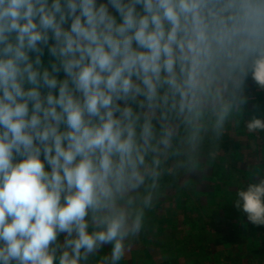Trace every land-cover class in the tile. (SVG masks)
<instances>
[{
    "label": "clouds",
    "instance_id": "clouds-1",
    "mask_svg": "<svg viewBox=\"0 0 264 264\" xmlns=\"http://www.w3.org/2000/svg\"><path fill=\"white\" fill-rule=\"evenodd\" d=\"M249 79L264 90V0H0V264L105 245L119 264L162 190L215 161ZM233 202L264 226L260 158Z\"/></svg>",
    "mask_w": 264,
    "mask_h": 264
},
{
    "label": "trees",
    "instance_id": "trees-1",
    "mask_svg": "<svg viewBox=\"0 0 264 264\" xmlns=\"http://www.w3.org/2000/svg\"><path fill=\"white\" fill-rule=\"evenodd\" d=\"M42 59L45 65H47L51 59L47 48L44 49V55ZM59 78H64V73L62 71L59 73ZM250 82L254 81L249 79L247 84ZM255 90L256 93L264 100V90H261L257 85L255 86ZM245 94L247 93L245 92ZM259 135H264V132L250 134L246 131V126L241 129L235 125H230L220 142L221 152L217 154L214 162H202L200 170L207 168L214 170V172L217 173L214 174L217 178L214 176L213 179L215 180V184L219 181V178L225 174L224 176L226 179L222 181L224 186L233 188V173H239V175L244 174L243 172L237 170V162H247L254 165V162L259 158L258 147L262 145L259 139H257V137L259 138ZM193 174L194 173L190 174L189 176H182L170 187L162 190V195L155 203L154 208L147 214L148 218L146 230L141 233V236L138 240L133 242L130 250L125 256L127 258H131L128 254L130 252L134 253L135 249H137V245L142 241L149 242V240H156V244L163 246V240L166 234L165 228L170 229L172 227L171 221L169 219H158L157 221L155 217L159 214L162 216V213H158L159 208L160 210H165V213L172 208H177V212L178 210L182 211L181 214H179L180 212L178 213L179 223H181L183 226L182 231L170 234L172 236V240L166 241V252L162 254V252L159 251L158 254H156L158 256L155 258L156 264H193L196 258V250H199L201 256L203 255L202 257L204 259V264H214L213 261H217L219 257H223L224 260H227L234 257L235 259H238V257H241L242 255L255 256L260 260L264 259V229L262 231L263 235L261 236L262 241H259L258 239H256L255 242L249 241L250 243H246V246L243 248L245 251H242L241 253L239 246L242 244V242L247 241L248 238L243 233H238V226L240 225L237 226L236 223L240 222L242 224H246L249 223V221L246 219L235 218V216L242 211L238 210L234 206L233 201L236 198V193L233 191L232 193L229 192L228 195L222 197H220L221 195L218 194V191L210 195V201L217 207L218 214L211 219L214 225L211 227V230H209L211 235L207 232L208 235L206 237L204 236L205 239L203 238L202 235L205 234L202 233L204 230L202 231L201 227L206 229V223L202 221L201 216L196 217V212L199 213L200 209L197 208L194 203H181L182 197L180 195H188L187 188L192 186V181L194 180V177L197 173L194 175ZM245 174L248 176L246 177V180L248 179L249 182L252 173H250L251 175L249 173ZM238 180L239 179H237V181ZM257 230L258 228L256 231ZM214 233H219V238L216 240L210 239ZM256 233H253V235ZM207 242H211L215 247H223L224 251L219 253L218 258H212V255L209 253V251L203 246V244H206ZM200 243H202L201 246ZM196 246L199 247V249H197ZM104 249L110 251L111 246L105 245L102 249H100V251L102 250L103 253ZM93 259L95 262L98 261V256L93 257Z\"/></svg>",
    "mask_w": 264,
    "mask_h": 264
},
{
    "label": "rangeland",
    "instance_id": "rangeland-1",
    "mask_svg": "<svg viewBox=\"0 0 264 264\" xmlns=\"http://www.w3.org/2000/svg\"><path fill=\"white\" fill-rule=\"evenodd\" d=\"M102 1L105 2L106 0H99V2H102ZM255 86H256V84L254 82H250L246 85V88H247V90H246L247 94L246 95L248 97V102L244 106V110H243L242 116H241V123L239 124V126H237L238 128L240 127L241 129H243V127L246 126L245 123L248 120H250L253 116H256L257 118H260V119H264V100L260 95H258L256 93ZM243 122H244V124H243ZM257 139H259V141L262 143V145L258 147L259 158L261 160H264V135H259V138L257 137ZM236 166H237V170L243 172L244 174L245 173L250 174L253 172V169H254V165L247 163V162H237ZM194 174H196V175L194 177V180L192 181V186L187 188L188 189V195L187 196L183 195V194L180 195L182 197L181 203L182 204H186V202H187V204L188 203H190V204L194 203L197 206V208L200 209L199 213L196 212V217L201 216L202 221L204 223H206V225H205L206 229H203L201 227L202 231L204 230V232H202V233L205 235H202V236L205 239V237L208 235V233L211 235V232H209V230H211V227L214 226L213 222L211 220L212 217H215L218 214L217 207L214 204H212V202L210 201L211 200L210 195L217 192V191H218V194L221 195L220 197L226 196L229 194V192L232 193V191L236 193L238 189L247 185L248 179L246 180V177H248V176L246 174L244 176V174L239 175V173H233L234 183H233V188H230V187H225L223 182H222L223 180L226 179V177L224 176L225 174L223 176H221L219 178V181L215 184V180H213V179L215 176L214 174H217V173H215L214 170H212L211 168L200 170L199 172H194ZM237 179H239V180L237 181ZM195 194H197V195H195ZM172 209L168 210L166 213H168V212L169 213L166 214L165 210H163V209L160 210V208H159L158 213L159 212L162 213V216H161V214H159L158 216L155 217L157 219V221H158V219H164V220L169 219L171 221L172 227L170 229L165 228V233L167 235L165 234V238L163 240L164 245L162 246V245L156 244V240H154V241L149 240V242H147V241L146 242H144V241L140 242L137 245V247H136L137 249H135V252L134 253L130 252L128 254L132 260L131 262L128 261V264H148V263L156 264L155 258L158 257L156 254H158L159 251L162 252V254L164 252H166V246H165L166 241L172 240V238H171L172 236L170 234H172L174 232H181L182 228H183L181 223H179V219H178L179 214H181L182 211L178 210V212H177V208H172ZM155 218H154V220H155ZM235 218L247 220V216L243 211L241 213L237 214L235 216ZM236 225L237 226L240 225V226H238V233H243L248 238V240L242 242L241 245H246V243H248L249 241L255 242L256 239H258L259 241H262L261 236L263 235L262 231L264 229V226H255V225H252L250 222L246 223V224H242L239 222V223H236ZM257 228H258V230H257L258 232L256 231ZM253 233H256V234L253 235ZM59 239L61 242H63V239H64L63 235L61 237H59ZM170 243H171V241H170ZM203 246H204V244H203ZM204 247H206V249L209 252H210L211 248L213 249L211 242H207V246H204ZM196 248L199 249V247H197V246H196ZM109 253H110V251H107L105 249H104L103 253H102V250L101 251L99 250V252L97 253L98 254L97 255L98 261L103 256L108 255ZM91 259L94 261L93 258H91ZM98 261H96L97 264H98ZM254 262L255 261H253L252 264H255ZM119 264H121V263L119 262Z\"/></svg>",
    "mask_w": 264,
    "mask_h": 264
},
{
    "label": "crops",
    "instance_id": "crops-1",
    "mask_svg": "<svg viewBox=\"0 0 264 264\" xmlns=\"http://www.w3.org/2000/svg\"><path fill=\"white\" fill-rule=\"evenodd\" d=\"M219 238V233H214L212 234V237L211 239L213 240H216ZM250 243V242H249ZM202 243H200V246H201ZM204 246H207V243L204 244ZM213 249L211 248L210 249V254L212 255V258L214 257L215 259L218 258V255L220 252L224 251L223 247L221 246H217L215 247L213 244ZM244 246L246 245H240V250H241V253L242 251H245L243 248ZM196 253V258H195V262L193 264H204V259H203V255L201 256L199 250H196L195 251ZM218 253V254H217ZM210 256V255H208ZM128 261L131 262V258H127L126 256H124V258L121 260V264H128ZM253 261H255L254 263L255 264H264V259H259V258H256L255 256H249V255H242L241 257H238V259H235L232 258V259H227V260H224L223 257H219V259L217 261H213L214 264H252Z\"/></svg>",
    "mask_w": 264,
    "mask_h": 264
}]
</instances>
